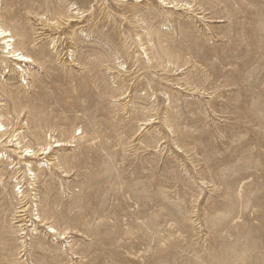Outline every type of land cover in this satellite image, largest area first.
<instances>
[{"label": "rangeland", "instance_id": "obj_1", "mask_svg": "<svg viewBox=\"0 0 264 264\" xmlns=\"http://www.w3.org/2000/svg\"><path fill=\"white\" fill-rule=\"evenodd\" d=\"M227 1L0 0V264H264V0Z\"/></svg>", "mask_w": 264, "mask_h": 264}, {"label": "bare ground", "instance_id": "obj_2", "mask_svg": "<svg viewBox=\"0 0 264 264\" xmlns=\"http://www.w3.org/2000/svg\"><path fill=\"white\" fill-rule=\"evenodd\" d=\"M213 1H215L218 4L224 3L225 6L229 5L227 0H213ZM10 15H13L12 10L10 12ZM0 39L3 41V44H4V47H2V49H4V51L9 55L8 57H14L16 60H19L21 62H26V63H30V62L34 61L30 55L25 54L18 46L15 45V40L13 38L11 31L7 28H4L2 25H0ZM31 134L34 137V139H36V140H42L43 139V133L41 131V128L39 130L35 129L34 131H32ZM10 136L12 137L13 135L6 128V126L2 122H0V143L2 144L3 142L7 141L8 137H10ZM56 142H57L58 147L66 145V140H58ZM20 143L21 142H19V144ZM22 148L23 147H21V149ZM50 150H51V144L50 143H48L47 147H45V148L36 149L33 147H26V149H24V151H28V153L26 154V157L21 158L22 160L20 162H17L16 165H18L19 163H22L24 165L30 166L31 161L28 160L27 157H32L35 159V158H37L43 154L51 155ZM24 151H23V153H24ZM20 153H22V152H20ZM3 158H4V155L0 151V162L3 160ZM61 164H62V166H61ZM54 165L58 169L64 168V162L63 161H59ZM31 170H33V168H31L30 171ZM15 173L17 174V172H15ZM22 187L23 186H21L20 189ZM20 193H22V195L19 197L23 198V199H21L19 202H17L19 206L15 207L14 211H12L13 217L11 220L13 223H11V224L14 225L15 223H21L19 226H17V227H19V229H14V232L19 234V236H22L24 234L23 230L25 229L23 227H24V225H27L26 223H23V222H26V220H25L26 217H24L26 215L24 213L27 212L28 203H27V201H25L27 198V195L24 193V190H22ZM17 200H18V198H17ZM3 205L5 206V207H3V209H6V206H8L7 210L8 209L10 210V207L13 206L12 203H9V202L8 203L5 202V203H3ZM50 214H51V212H50ZM3 223L4 222H2V218L0 217V233H2V234H3L2 227H5L3 225ZM21 230H22V232L18 233ZM51 232L58 233V231L54 227H51ZM3 235H5V232Z\"/></svg>", "mask_w": 264, "mask_h": 264}]
</instances>
